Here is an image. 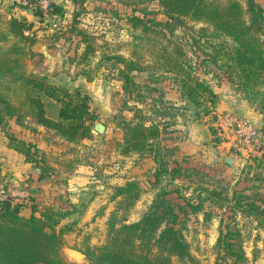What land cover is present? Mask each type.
<instances>
[{
    "label": "rangeland",
    "instance_id": "374dc122",
    "mask_svg": "<svg viewBox=\"0 0 264 264\" xmlns=\"http://www.w3.org/2000/svg\"><path fill=\"white\" fill-rule=\"evenodd\" d=\"M61 1L57 5L60 12L41 18L35 15L33 5L9 3L6 6L11 10L0 11V29L10 16L24 17L31 22L32 27L27 32L33 34L34 41L25 48L43 40L40 42L51 47L53 59L57 61L54 66L48 62L45 65L42 60L32 65V58L24 56L21 61L25 71L37 73L35 70H38L47 74L51 83L87 94L89 112L94 117L89 122L90 130L94 121L104 125L103 133L83 139L85 143L78 153L75 146L82 140L72 143L73 150L62 159L68 169L76 163L85 165L88 171L90 166V172L100 176L97 184L102 185L101 191L98 187L92 189L95 198L90 213L78 215L75 229L63 235L62 249L71 247L83 251L86 246L101 245L109 221H115L116 226L121 220L124 223L137 221L163 191H170L165 196L182 208L176 227L181 229L197 264H213L218 230L226 226L237 230L230 242L240 243L247 256L246 264H264V223L244 216L232 206L231 199L234 192L264 198V161L260 159L264 150L255 153L246 148L241 152L234 147L227 118L236 116L249 121L238 112L219 109L220 97L234 96V101L246 100L249 108L260 111L264 119L260 109L264 101V75L260 83L244 91L228 67L226 50L231 41L214 34L210 26L167 15L156 0ZM237 1L246 6L245 0ZM256 1L260 6L264 4L263 0ZM52 23L56 27H51ZM79 29L85 32L88 41H80L81 36L76 33ZM13 43L10 39L1 46L6 49ZM87 44L90 49L85 53ZM119 55L130 64L118 61L115 56ZM61 57L63 64L59 69L56 66ZM170 58L182 64L192 79L222 96L215 95L210 104V98L203 92L197 99L200 105L192 103L178 87V76L184 72L176 76L167 69L174 65ZM46 69L50 72L45 73ZM73 76L80 78L79 85H75ZM10 102L13 106L18 104L14 99ZM2 109L0 103L3 116L0 144L8 143V136L15 135L11 130L18 127L20 133H26L23 129L34 131L28 126L34 121L30 116H23L18 124L14 117L7 118ZM136 121L146 126L158 125L161 133L154 147L156 152L154 149L151 153L125 151L124 128ZM259 130L264 141V122ZM39 155L45 162L52 156ZM224 155L232 158L231 166L224 164ZM2 157L0 150V173ZM154 158L161 163L157 164ZM158 169L163 171L156 175ZM128 181L139 187L138 197L130 204L131 199L111 200L114 187ZM92 191L80 202L89 200ZM210 192L219 193L220 198L227 197L230 202L210 196ZM198 201H202V206L193 211L188 204L195 206ZM206 212L210 214L207 221L203 215ZM76 217L69 215L66 220L70 222ZM83 264L89 263L85 260ZM170 264L188 263L172 259Z\"/></svg>",
    "mask_w": 264,
    "mask_h": 264
},
{
    "label": "trees",
    "instance_id": "16d2710c",
    "mask_svg": "<svg viewBox=\"0 0 264 264\" xmlns=\"http://www.w3.org/2000/svg\"><path fill=\"white\" fill-rule=\"evenodd\" d=\"M75 1V0H73ZM77 1V0H76ZM82 1V0H79ZM167 15L185 17L191 21L210 26L213 33L224 36L231 41L226 50L228 67L237 79V84L243 90L260 83L264 75V15L262 7L256 0H245V7L237 0H156ZM28 0V5H33ZM34 6V5H33ZM35 15L42 16L41 10L34 6ZM60 7L49 3L48 13L60 12ZM247 15V19L245 17ZM138 20V19H136ZM1 24V22H0ZM1 26V25H0ZM32 24L24 17L10 16L0 29V103L7 118L14 117L18 124L23 116H30L35 123L54 131L55 135L68 143H76L92 137L89 122L94 119L89 112L87 94L79 89L68 91L49 81L47 74L26 72L21 59L31 57L33 52L25 48L34 41L33 34L27 32ZM202 31V30H201ZM81 36L80 41H88V36L82 30H76ZM12 39L14 43L4 49L1 43ZM20 44V45H19ZM89 44L85 46V53ZM118 61L129 65L122 56H115ZM171 62H172V58ZM167 68L179 75L178 87L181 93L195 105H200L198 97L204 92L210 98H215L214 92L202 82L189 76L182 64ZM127 80V74L124 73ZM126 89L127 86H124ZM10 99L18 104L13 106ZM205 106V105H204ZM264 113V101L260 108ZM3 116L0 113V121ZM158 125H144L140 121L129 122L123 132V146L126 152L151 153L160 137ZM7 145L22 154L24 161L34 163L42 171L43 159L37 156L38 150L34 143L19 139L15 135L8 136ZM156 152V150L154 149ZM227 158V157H226ZM224 164L231 166L226 162ZM264 161V155L260 158ZM157 164L161 161L154 158ZM163 170H157L156 175ZM41 175V176H42ZM163 191L160 197L151 203L137 221L118 226L115 221H109L105 241L96 247L86 246L82 251L86 254L89 264H170L172 259L190 264H197L190 254L181 229L176 227L179 220L178 204H173ZM139 193V187L133 181L114 187L110 199L117 197L131 199L132 203ZM224 202H230L227 197L220 198L219 193L210 192ZM232 206L238 208L246 216L254 218L258 223H264V198L255 194L246 195L234 192ZM25 202L15 201V198L0 199V264H71L62 253V237L72 232L76 220L62 223L77 210L57 207L53 204L40 205L31 197ZM215 203V202H213ZM23 205H27L30 215L20 214ZM192 210H198L202 201L195 206L188 204ZM78 215L83 211L81 207ZM204 220L210 219L208 212L203 213ZM237 230L221 227L215 241V259L213 264H246L247 256L240 243L230 242L235 238Z\"/></svg>",
    "mask_w": 264,
    "mask_h": 264
},
{
    "label": "crops",
    "instance_id": "0c3cea01",
    "mask_svg": "<svg viewBox=\"0 0 264 264\" xmlns=\"http://www.w3.org/2000/svg\"><path fill=\"white\" fill-rule=\"evenodd\" d=\"M13 0H0V11L4 8L11 10L10 6H6L9 3L12 4ZM61 0H52L53 3L58 5ZM264 3V0H263ZM264 10V4L261 5ZM13 9H15L13 7ZM264 13V12H263ZM29 21H33L30 18H27ZM43 41V40H40ZM38 41L34 46H31V51L33 55L31 56L32 65L42 62L51 63V66H54L57 59H53V54L51 53V47H47ZM49 45V44H48ZM76 51V52H75ZM73 51L72 55H76L77 50ZM56 60V61H55ZM60 67L63 64V58L59 60ZM48 67V66H47ZM52 68V67H51ZM73 68V67H72ZM50 69V68H49ZM61 69V67L59 68ZM37 73H40L38 70H35ZM33 72V71H31ZM45 73H49L48 69L44 70ZM80 78L78 76H73L72 80H75L76 84H80ZM217 96H222L221 93L215 92ZM232 98L222 99L220 97L219 109H225L228 111H235L243 115L244 119L248 120L249 123L257 127L256 129L259 132V135L263 137V133L259 128L263 125L264 119L260 111L250 109L247 105L246 100H236L234 101V96ZM30 127L34 131L26 130L25 132L20 133L19 127L17 130H11L14 132L15 136L19 139L32 142L35 144L38 153L47 154L50 156L49 161L45 162L43 158V175L38 181H34L30 178V167L34 163H27L24 161L22 154L18 153L14 149L10 148L7 143L0 144L1 156L2 157V172L0 173V187H3L7 191L22 192L25 191L28 195L25 198L31 197L36 200L40 205L43 204H53L54 206H59L63 208H74L77 210L73 213L76 215V220L79 222L78 210L82 207L83 211L82 216L90 213L92 200L95 198V192L92 191L94 187H98V191L102 190V185L97 184L99 182L100 176L96 173L90 172V166H88L89 171L85 165L76 163L73 167L69 169L62 162L64 156L72 149L73 144L68 143L61 139L59 136L55 135L54 131L44 128L41 125L36 124L33 120L29 123ZM20 135V136H19ZM85 143V140L81 141L80 145L75 146V152L78 153V150L82 149V144ZM227 156L224 155L223 160ZM40 167V165H39ZM41 169V168H40ZM47 172V173H46ZM42 173V171H41ZM90 191V199L85 202H80L81 198L84 195H87ZM94 195V196H93ZM93 196V197H92ZM92 197V199H91ZM24 197L18 196L15 197V201L25 202ZM20 214L24 217L30 215V210L27 205H23L20 209ZM81 217V216H80ZM66 220V219H65ZM62 221V223H67L69 220ZM71 220V221H72ZM75 229V227H74Z\"/></svg>",
    "mask_w": 264,
    "mask_h": 264
},
{
    "label": "built area",
    "instance_id": "2783aa9c",
    "mask_svg": "<svg viewBox=\"0 0 264 264\" xmlns=\"http://www.w3.org/2000/svg\"><path fill=\"white\" fill-rule=\"evenodd\" d=\"M15 3H20L26 6L28 5V0H13L12 4L15 5ZM33 3L34 6L41 10L43 17L48 14L49 0H33ZM51 27H56V24L52 23ZM227 125L229 131L233 135V146L237 147L241 152H245L246 148H250L249 150L255 153L264 150V141L259 135L258 130L251 123L242 120L239 117L230 116L227 118ZM27 195L28 194L23 190L22 192L7 191L3 187H0V199L6 197L15 198L18 196L25 198Z\"/></svg>",
    "mask_w": 264,
    "mask_h": 264
},
{
    "label": "water",
    "instance_id": "95a60500",
    "mask_svg": "<svg viewBox=\"0 0 264 264\" xmlns=\"http://www.w3.org/2000/svg\"><path fill=\"white\" fill-rule=\"evenodd\" d=\"M104 131V125L99 121H94L93 127L90 130L92 135L101 134ZM226 162L232 163V158L227 157ZM30 178L34 181H38L41 178V170L36 164H32L30 167ZM63 254L67 261L71 264H83L85 260L88 261L86 254L78 249L71 247H65L62 249Z\"/></svg>",
    "mask_w": 264,
    "mask_h": 264
}]
</instances>
